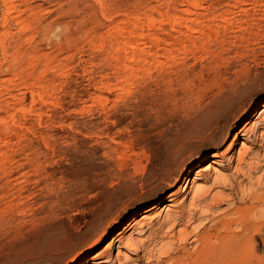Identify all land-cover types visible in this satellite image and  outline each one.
Instances as JSON below:
<instances>
[{
	"label": "rangeland",
	"instance_id": "obj_1",
	"mask_svg": "<svg viewBox=\"0 0 264 264\" xmlns=\"http://www.w3.org/2000/svg\"><path fill=\"white\" fill-rule=\"evenodd\" d=\"M183 1L0 0V264H76L82 256V264L103 257L139 264L115 238L141 239L140 223L175 210L169 203L143 209L139 225L124 232L142 195L160 188L166 198L178 190L159 182L139 190L160 138L193 129L236 91L248 111L261 101L258 112L230 113L194 144L190 160L206 159L193 165L179 199L234 173L246 151L263 160L264 130L254 147L236 125L244 117L252 129L264 118V0ZM184 10L193 35L184 26L171 30L170 16ZM147 23V38L161 36L160 56L126 69L113 48L117 29ZM262 165L252 179L240 178L244 189L260 178L264 184ZM116 197L124 225L106 238L103 228L115 222L94 220ZM94 226L102 237L90 241L85 234ZM256 243L262 259L244 264H264V243Z\"/></svg>",
	"mask_w": 264,
	"mask_h": 264
},
{
	"label": "bare ground",
	"instance_id": "obj_2",
	"mask_svg": "<svg viewBox=\"0 0 264 264\" xmlns=\"http://www.w3.org/2000/svg\"><path fill=\"white\" fill-rule=\"evenodd\" d=\"M193 1L195 6H201L198 1ZM10 2L11 0H4L5 4ZM185 2H190V0L182 3ZM181 12L184 13L170 16L171 30L175 31L184 26L186 28L185 35L195 34L196 29L190 25L191 11ZM150 28L151 25L147 23L141 27L122 25L117 29L121 38L113 44V48L118 53L124 54L122 65L126 69L132 70L135 63L160 56L158 51L163 48L159 41L161 36L153 35L152 38H147L146 32ZM164 49L169 50L168 48ZM154 50L155 53H153ZM118 56L117 54L116 57L118 58ZM243 100L244 94L241 91L225 96L218 105L196 123L193 129L175 136L173 134V136L160 138L159 149L152 168L149 170L148 176L142 178L139 190L143 194L145 189H149L150 185L158 182L167 186L172 184L171 190L175 188L178 190L170 192L166 198L162 195L163 190L160 188L156 189V192L142 195L136 200L138 205L132 211L131 217L127 219L124 232L128 229L130 231L134 227V223L139 225L140 221L137 222L136 217L143 209L148 208L144 211L147 214L157 211L164 204L169 203L168 207L175 208V210L168 209L165 217L159 221L152 219L149 222L140 223L141 239L134 241L130 239L125 242L124 233L117 235L115 241L119 245L124 243L123 245L136 256L137 263L244 264V261L249 257L256 261L262 259L260 247L256 242L261 240L262 244L264 243L263 180L262 178L258 179L257 186L251 184L247 189H244L243 183L239 180L240 178L245 181L252 179V176L262 169L264 157L263 160H259L260 157L246 151L239 155L234 173L227 177L218 176L211 186L196 187L186 197L179 199L182 186L190 184L189 174L192 173L193 165L200 161L204 162L206 159L203 154L197 157L196 161L190 160L194 144L211 136L224 116L230 113L236 116L245 110L252 116L258 112L261 101L252 105V110L248 111ZM262 114L264 111L258 119L262 117ZM245 121L244 117L237 121V130L241 129L239 132L251 135L253 146L258 147L262 136L260 132L264 130V118L260 119L258 125L253 124L252 129H247L248 124L244 125ZM239 132H236V135ZM218 140L216 139V143ZM213 154H220L218 148ZM184 160H188L185 164H190L187 169H183ZM253 160L258 161L253 162ZM231 168L232 166H229L227 170L230 171ZM206 183H210V180H207ZM216 185L221 186L224 191H229V193L214 192ZM120 200L121 198L118 197L113 198L94 220H99L100 223L111 221V225L115 222L111 229L109 226L103 228V231L106 229V238H111L114 232L124 225V221H121L122 214L114 212V208ZM240 204H246V206L241 207ZM94 228L95 226L87 231L89 233L87 236L85 234V237L90 241L100 240L102 237V234L95 233ZM191 240L193 241L190 243ZM189 244H193V251L188 249ZM83 258V256L80 257L76 264H82ZM119 261V258L103 257V260L98 264H121Z\"/></svg>",
	"mask_w": 264,
	"mask_h": 264
}]
</instances>
